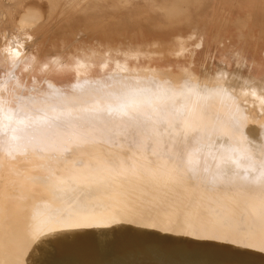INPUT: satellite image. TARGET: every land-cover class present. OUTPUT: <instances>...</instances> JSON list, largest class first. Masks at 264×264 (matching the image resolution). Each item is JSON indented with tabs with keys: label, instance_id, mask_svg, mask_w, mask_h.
Segmentation results:
<instances>
[{
	"label": "bare ground",
	"instance_id": "1",
	"mask_svg": "<svg viewBox=\"0 0 264 264\" xmlns=\"http://www.w3.org/2000/svg\"><path fill=\"white\" fill-rule=\"evenodd\" d=\"M5 1L0 0V102L10 100L13 93L28 95L32 89L42 94H80L92 81L110 82L112 76H156L175 85L190 76L201 85H211L216 79L227 81L236 97L247 101L250 136L255 137L256 125L264 123V74H256L239 54L230 66L219 63L212 68L195 62V46L208 31L233 46L264 43L259 0ZM54 29L59 40L48 43L44 53L43 41ZM67 71H71L70 79ZM209 103L214 110L224 111L231 101L216 97ZM90 159V151L83 149L57 167L71 175L74 162L87 164ZM0 160L17 181L8 216L18 240L6 255L0 212V264H264V251L258 245L233 244L211 239L208 233L189 234L185 228L167 225L181 201L203 194L232 201L247 198L254 203L248 192L223 188L202 193L190 183L152 184L132 177L118 181L116 189L91 194L97 210L103 212L116 190L144 193L143 203L128 205L127 214L117 216L119 222L62 230L30 244L29 229L42 227L53 215L74 211L76 194L54 193L31 181L29 177L39 174L34 169L41 163L33 154L8 161L0 153ZM4 171L0 168V175ZM130 219L136 223H128ZM147 223L156 226H141ZM180 235L183 242L177 246Z\"/></svg>",
	"mask_w": 264,
	"mask_h": 264
},
{
	"label": "snow or ice",
	"instance_id": "2",
	"mask_svg": "<svg viewBox=\"0 0 264 264\" xmlns=\"http://www.w3.org/2000/svg\"><path fill=\"white\" fill-rule=\"evenodd\" d=\"M109 80L92 81L80 94L32 89L0 102L3 157L12 161L35 155L41 161L34 169L39 174L29 179L54 193L76 194L74 206L78 203L74 211L30 228L29 243L38 244L62 230L119 222L117 216L127 214L128 205L143 203L145 194L116 190L103 212L91 194L116 189L118 181L132 177L152 184L190 183L202 193L223 188L248 192L254 203L203 194L181 201L167 225L233 244L258 245L264 251V123L256 125L255 137L249 135L247 101H240L235 89L219 79L211 85L194 83L190 76L180 85L156 76ZM216 97L231 101L226 110L212 108L209 102ZM83 149L90 151L87 164L74 162L71 175L57 167ZM0 168L5 170L0 175L3 247L10 255L18 243L8 216L17 181L2 160Z\"/></svg>",
	"mask_w": 264,
	"mask_h": 264
},
{
	"label": "rangeland",
	"instance_id": "3",
	"mask_svg": "<svg viewBox=\"0 0 264 264\" xmlns=\"http://www.w3.org/2000/svg\"><path fill=\"white\" fill-rule=\"evenodd\" d=\"M6 1L5 3L7 4ZM258 5L261 12L260 15L264 20V0H259ZM58 35L59 34L57 30L54 29L50 37H48V39L45 40V42L43 41L42 50L44 51V53L47 51L48 43L50 44L53 40L54 41L59 40ZM235 54H239L243 56L244 60L250 64L252 70L256 74L258 75L264 74V43L263 42H259L256 45L252 43L248 44V43L238 42L236 43V45L233 46V43L225 44L223 43L221 38L213 37L212 32L210 33V31H208V34L203 38L202 43L199 46H195V62L202 61L206 66L212 68H214L219 63H225L228 66H230ZM180 60L182 61V59ZM194 63L192 64V66L195 65ZM174 64L176 65V63ZM93 72L97 73L98 69L95 67L93 69ZM67 73H68L67 79H70L72 77L71 71H67ZM182 242H183L182 236L180 235V237L176 240V245L180 246Z\"/></svg>",
	"mask_w": 264,
	"mask_h": 264
}]
</instances>
